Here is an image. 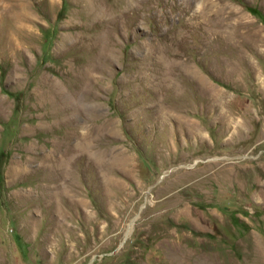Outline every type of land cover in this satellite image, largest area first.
Returning <instances> with one entry per match:
<instances>
[{"label":"rangeland","instance_id":"374dc122","mask_svg":"<svg viewBox=\"0 0 264 264\" xmlns=\"http://www.w3.org/2000/svg\"><path fill=\"white\" fill-rule=\"evenodd\" d=\"M0 264H264V0H0Z\"/></svg>","mask_w":264,"mask_h":264},{"label":"water","instance_id":"95a60500","mask_svg":"<svg viewBox=\"0 0 264 264\" xmlns=\"http://www.w3.org/2000/svg\"><path fill=\"white\" fill-rule=\"evenodd\" d=\"M129 231H130V230H128V231L126 232V235L124 236V238H123L122 241L120 242L119 246H121V245L123 244V242H124L126 236L128 235Z\"/></svg>","mask_w":264,"mask_h":264},{"label":"trees","instance_id":"16d2710c","mask_svg":"<svg viewBox=\"0 0 264 264\" xmlns=\"http://www.w3.org/2000/svg\"><path fill=\"white\" fill-rule=\"evenodd\" d=\"M248 10H250L251 12L255 13V11L253 9H251L250 7H247Z\"/></svg>","mask_w":264,"mask_h":264},{"label":"bare ground","instance_id":"6f19581e","mask_svg":"<svg viewBox=\"0 0 264 264\" xmlns=\"http://www.w3.org/2000/svg\"><path fill=\"white\" fill-rule=\"evenodd\" d=\"M131 228V227H130ZM130 230V229H129Z\"/></svg>","mask_w":264,"mask_h":264}]
</instances>
